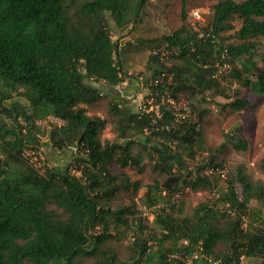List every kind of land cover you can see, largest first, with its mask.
I'll list each match as a JSON object with an SVG mask.
<instances>
[{"label": "trees", "instance_id": "obj_1", "mask_svg": "<svg viewBox=\"0 0 264 264\" xmlns=\"http://www.w3.org/2000/svg\"><path fill=\"white\" fill-rule=\"evenodd\" d=\"M147 2L0 0V82L27 100H15L12 108L2 109L19 129L0 125V130L12 136L6 141L11 158L18 160L22 155L28 162L18 165L6 159V166H0V264H187L200 242L205 252L225 264L242 254L264 263V210L250 205L252 199L264 205V183H245L241 166L231 171L227 188L214 201L199 203L191 215L184 216L175 213V205L171 211L163 208L149 234L140 217L134 239L124 242L131 236L137 213L128 205L114 210L110 202L121 189L137 193L141 187L123 171H114V164L126 168L141 162L140 155L133 153L134 145L149 149L151 159L157 153L154 169L167 173L163 181L155 178L148 185L146 197L153 204L163 192L173 196L186 187L193 191L215 188L211 175L199 172L208 164L223 168L214 155L195 170L189 168L183 152L194 156L201 130L190 119L178 120V109L171 104L163 105V116L155 121L153 112L123 109V96L110 100V115L118 116L116 137L111 140L103 138L108 117L89 114L86 104L97 102L108 91L106 87L113 89L132 76L118 59L121 47L113 38V28L119 32L135 24ZM263 17L264 0H218L205 27L219 37L220 49L226 45L230 57L242 62L235 76L264 97V50L258 41L264 36ZM235 18L242 21L235 32L239 41H231L233 35L227 33L235 29ZM165 41L177 51L173 55L176 91L198 87L205 92L220 86L210 76L213 66H204L218 58L220 49L209 38L199 37L190 21L154 46ZM154 63L158 59L151 54L150 68L157 71ZM134 76L139 81V75ZM156 89L151 86L150 92ZM246 104L245 100L234 102L238 109ZM49 116L63 123L42 129L38 120ZM38 131H47L53 148L72 149L66 164L56 167L48 162L36 167L25 156L27 150L41 152ZM169 142H176V148ZM226 142L239 151L249 148L248 140L237 134H227ZM259 166L264 172V157ZM238 181L246 188L242 199ZM197 262L207 264L204 259L192 264Z\"/></svg>", "mask_w": 264, "mask_h": 264}, {"label": "rangeland", "instance_id": "obj_2", "mask_svg": "<svg viewBox=\"0 0 264 264\" xmlns=\"http://www.w3.org/2000/svg\"><path fill=\"white\" fill-rule=\"evenodd\" d=\"M217 1L148 0L140 18L135 24L119 32L114 27L113 38L119 42L121 47L118 59L123 62V68L127 74L130 72L133 76H152L150 73L153 70L149 65V57L158 39L172 34L184 23L191 22V14H193L195 9L199 8L201 13L203 11L202 16L208 21L211 6ZM183 9H185L186 13L185 19L183 18ZM234 23L235 29L227 33L233 35L231 41H239L235 32L242 26V21L239 18H235ZM258 41L260 42L261 49L264 50V36H259ZM257 60L258 65L263 66L262 61L260 59ZM228 61L230 65L229 69L227 70V74L222 77V81L218 82L219 87H214L213 91L205 92H200L198 87H194V90L183 89L179 91L178 100L179 108L185 102L191 105L192 116L198 120L201 130L199 131L202 135L200 142L195 145L194 156L191 157L187 152H183L184 160L190 169L195 170L200 164L210 159L211 155H214L216 157L215 163H223V168H219L222 173L209 174L207 171L210 168V164L202 171L197 172L211 175L216 187L200 191H193L189 187H186L173 196L163 192L153 204L146 197L148 185L153 183L155 178L163 181L167 177V173L154 169L156 161L159 160L158 154L153 152L154 158L151 159L148 154L150 150L137 143L133 146V153L140 155L141 162L139 164L129 165L126 168H121L118 164H114V171L115 173H121L123 171L124 174L122 175L130 176L133 181L138 180L141 187L137 193H133L132 190L127 191L121 189L118 195L110 202V206L114 210H117L120 206L128 205L138 215L148 219V214L151 213L150 208L153 205H159L156 212L161 211L163 208L171 211L173 210L172 205H175V213H180L181 216L191 215L196 205L206 201H214L216 199L214 193L220 195L227 188V181L230 178L229 174L239 166L244 170L245 183L258 181L264 183V172L259 166L260 161L264 157V97L244 86L235 76V69L240 68L242 62L239 59H232L231 57H229ZM131 63L135 64L128 66ZM193 69L195 70L194 67ZM188 84L190 83L188 82ZM140 88V91L136 92L134 97L131 95L129 96L130 100L126 101L129 106L134 104L135 109H138L139 103L145 100L147 95H150L149 89L145 86H140ZM131 99H136V101L133 102ZM15 100H20L22 103L27 101L25 97L17 94V92L10 93L7 91L0 82V125L19 129L14 124L12 118L8 116L9 113L2 110L3 107L7 109L12 108V102ZM237 100H245L247 104L238 109L234 105V102ZM99 106L95 107V110L102 113L107 112L106 116L110 120L107 125L109 127H106L103 132V138L115 139L116 136H111L110 132H115V121L118 119V116L110 115L109 109L107 111L106 107L102 109L101 105ZM11 113L13 114L14 112ZM21 122L24 123L23 120ZM37 134L43 141V145L41 152L38 154L39 157L37 156L38 158L33 160L35 165H37L36 167L44 163L48 164V162L50 165L56 167L66 164L72 149L70 148L65 153L61 152L49 144L47 131H38ZM227 134H237L248 140L249 148L245 151L236 150L231 143L226 142ZM11 137L9 135L4 136L3 130H0V166H6V159L12 164L23 165L28 163L22 158V155L18 160L11 158L9 153L10 146L6 143V141L12 139ZM73 149L75 150L76 147ZM237 191L242 199L246 192L245 185L242 182H237ZM250 205L252 207H262L264 210V205L260 206L255 199L250 201ZM262 217L264 218V212ZM152 227H156L155 223L152 224ZM128 236L124 240L126 244L130 240L132 241ZM244 264L264 263L259 258L252 259L245 256Z\"/></svg>", "mask_w": 264, "mask_h": 264}, {"label": "built area", "instance_id": "obj_3", "mask_svg": "<svg viewBox=\"0 0 264 264\" xmlns=\"http://www.w3.org/2000/svg\"><path fill=\"white\" fill-rule=\"evenodd\" d=\"M203 11L201 13V10L195 9L193 11V14H191V25L195 28L196 31L199 33V37L201 38H209L214 45L215 49H220V46H217V43H220L219 37L216 36L215 33L212 32V29H208L205 27V19L204 16H202ZM217 53V50H215ZM177 51L171 48L169 41H165L160 43V45H156L153 47L151 54H153L157 59L158 63H154L156 67H158L157 71H153L150 73L152 76H139L140 86H145L147 89H149V94L145 98V100L141 101L138 105V111L140 113H149L153 112L152 117H154V120L161 118L163 116V105L165 104H171L175 108L178 109V112L176 113V118L180 121L190 119L191 122H193L196 125V130H200V124L196 118L192 116V109L191 105L189 103H182L180 108L178 107V100H179V92L176 91V88L178 86V79L176 77V71L173 69V65L175 62V57H173L174 54H176ZM220 53L218 58L215 61H210L204 64L205 67L211 68L213 66V70L211 72V78L216 79L217 81H222V77L227 74V70L229 69V49L226 45H222V49H220ZM217 53V54H218ZM151 86L158 87L156 89V92H150ZM177 93V96H174L173 94ZM62 124L63 120L56 116H49L46 119H42L38 121V124L42 126V129H45L49 124ZM147 134L150 133L149 130H145ZM170 146L172 148H176L175 142H169ZM25 156L29 157L31 161L34 159H37L39 156L36 154H33L30 152V150L25 151ZM38 156V157H37ZM72 172H75V169L72 170ZM209 174L214 173H222V171L219 168H209L207 171ZM78 175H81V172H77ZM214 196L219 197V194L214 193ZM229 204H226L225 207L227 208ZM159 208L158 204L153 205L150 210L151 213L148 214L149 217L146 219L144 216L141 217L137 214V219L132 223L131 225V239H134V234L138 232L139 228V218L141 217L143 219V225L145 232L149 234L150 227L152 224H154L156 215L158 212H156V209ZM160 210V209H159ZM231 213L234 214V211L232 209L229 210ZM244 225H246V221L244 222ZM150 245H154L153 240H149ZM187 264H192L195 262V260L204 259V261L207 264H225V261L222 258H217L214 255L208 254L204 251V247L202 246V242H200V245L198 248H196L195 252L191 257H188ZM245 261V255H239L236 256L232 262V264H244ZM140 264H147L145 262Z\"/></svg>", "mask_w": 264, "mask_h": 264}, {"label": "crops", "instance_id": "obj_4", "mask_svg": "<svg viewBox=\"0 0 264 264\" xmlns=\"http://www.w3.org/2000/svg\"><path fill=\"white\" fill-rule=\"evenodd\" d=\"M132 64H135V63L128 64V66H132ZM123 66H124V64H123ZM125 67H126V64H125ZM129 74H130V72H129ZM107 89H108V91L103 92L102 93L103 96L97 102L86 104V107L88 108L89 114L104 117L107 115L106 114L107 112L106 113L98 112L95 110L96 109L95 107H98L99 105H101L102 109H103V107L104 108L106 107L107 111H108L110 100L116 98L115 99V101H116L119 99L120 96H123L125 98L124 100L128 101V100H130L129 96L132 95V97H134V94L136 92L140 91L141 88H140V82L137 80V77L132 75V76L126 77V79L123 82H121V84L116 86L115 88L112 89V88L106 87L105 90H107ZM206 91H209V90H206ZM126 101H124L125 103L122 107L123 109L127 107L130 111H136L137 110V109H135L134 104L129 106ZM132 101L134 102V101H136V99H133ZM110 133H111V136L116 135L115 132H113V131ZM61 152L65 153V152H68V150L67 151H61ZM197 264H205V263L204 262H197Z\"/></svg>", "mask_w": 264, "mask_h": 264}]
</instances>
